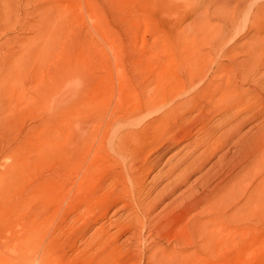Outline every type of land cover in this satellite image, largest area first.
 I'll use <instances>...</instances> for the list:
<instances>
[{
    "label": "rangeland",
    "instance_id": "1",
    "mask_svg": "<svg viewBox=\"0 0 264 264\" xmlns=\"http://www.w3.org/2000/svg\"><path fill=\"white\" fill-rule=\"evenodd\" d=\"M260 4H264V0H0V45H2L0 54L3 51L10 53L14 48V52L11 51L12 58H23L24 65L22 66L26 65L27 67L19 68L20 75L25 77L24 74L27 73L29 79L28 81L24 80L26 77H20L25 84L19 82L22 84L20 85L22 88L19 87L21 92H17L15 95L16 88L13 94L16 97L21 93L26 97L31 94L37 96L40 90L37 85H46V89L41 87L45 91V95L41 98L39 105L35 107V105L27 104L28 109L31 110L28 112L27 105L21 107V104L23 105L21 103L15 106L13 112H8V115L12 114L10 119L16 117L18 122L22 120L29 122L34 119L36 121L37 118V121L40 120L45 125L44 128L54 131L50 137L47 135L49 139L46 136L43 140V136L40 135L37 137V139L40 138L38 139L40 141L36 142V139L31 145L29 144L30 148L27 147V150L24 149L21 153L24 154L21 155L23 156L21 160H18L21 162L15 164L13 171L15 175H11L10 179L0 183V199L3 200H0V264H126L127 262L129 264H147L148 261L141 259L140 256L144 251H146L145 255L149 254L148 246L151 247L153 240L155 247L153 246L152 251L159 246L166 248L167 245V249L171 250L172 243L174 245L173 237L180 227L179 224L182 225L186 220L193 219L194 215L198 213L197 210L193 215H186L187 219L185 218L184 222L178 224V219L180 214H183L187 201L203 196L200 194L205 193L209 187L214 188L213 191L217 190L215 185L233 167L236 171L241 169L249 164L252 155H255L254 151H250V159L246 160L244 157L243 160H238L241 159V153L237 151V147H233L235 137L228 141L225 135L233 124L240 121L244 122L240 134H246V138L254 136L258 129L263 128L262 130H264V99L254 97L252 91L253 89L255 92L259 90L258 93L262 92L261 94L264 95V57L262 58L264 38L259 41L258 35H256L260 31V37H264L262 35L264 33V11L258 9V12L257 10V6ZM35 27H38L37 31ZM41 29H43L42 33ZM44 30L51 31L47 34ZM35 32L40 34L36 35ZM44 35H46L45 38ZM41 38H44V41ZM257 39L258 43L262 42V45L258 44L259 47L257 46L255 49L254 56L259 54L253 58L254 62L250 66L248 61L250 57L247 52L253 45L249 42ZM4 43H9L10 47L9 44L6 46ZM27 43H31V45L33 43L34 46ZM26 44L29 47L27 49L25 48ZM21 48H25V52L28 53L23 52L24 50L21 51ZM42 48H46V56L43 55L41 62L46 65H42L41 70L35 75L38 62L29 55V51L33 49L37 52L39 49L38 52H40ZM244 53H247V56ZM260 55L262 56L260 57ZM246 57L249 59L246 60ZM24 58L27 60L26 63ZM27 64H29V68ZM226 66H229V69ZM34 67L36 70L33 69ZM242 67L243 71L246 69L244 72L241 70ZM253 71L258 72L256 76L259 75L256 78L253 77L254 79L252 78ZM213 76H215V80ZM66 80L69 84L64 87L63 84ZM228 80L229 82H227ZM214 81H218L217 83L222 86L215 85ZM225 81L226 84H224ZM26 83H29V86L31 84L32 88H27ZM204 83L205 89L203 88ZM231 84L232 86H230ZM206 85H209L208 88ZM227 86L229 89L233 87L235 92H244L246 98L255 107L251 106L252 109L250 108L251 110L245 113L236 112V108H230L228 111L226 103L222 100L219 101L220 93L228 88ZM238 87L241 89L239 90ZM30 88L34 90L35 94ZM206 90L210 93L208 94ZM187 97L189 98L186 99ZM150 99H154L153 103L151 101L152 106L146 107L147 104H144ZM184 99L187 101L192 99V102L188 101L187 103ZM63 100L68 101L67 105H61ZM143 100L146 102L143 103ZM211 100L219 102L214 101L213 104ZM9 101L10 99H8V103ZM31 101L33 99L28 103ZM185 103H187V107H185ZM217 104L219 106H216ZM141 105L143 111L134 115L132 111L138 110V106ZM20 107L23 108L22 112L24 113H21ZM34 107L37 111L33 109ZM216 108H220V110L217 111ZM223 112H226V115ZM228 117L231 119L228 120ZM42 119L48 121L43 122ZM221 122L224 124L221 125ZM98 123L102 126L114 125L116 132L120 131L119 135L125 129H129L131 125H135V127L152 126L151 130H154L157 123L158 125L162 124L160 130L155 132L151 139H147L146 143L149 142V144L146 146L145 153L140 157L141 159L133 161L147 164L140 170L143 172L140 173L141 187H143L140 198L149 204L155 201V198L164 197L159 202L160 204L158 203L150 211L149 218L151 217L152 221L148 228L142 229L145 223L144 217H140L141 222L134 220L133 212H137V215L140 216L134 200L135 193L132 191L137 186L135 184L131 186L126 176V182L122 185L113 182L111 178L115 171L125 170L126 166L122 162L124 159L130 158L131 161L129 150L124 151L123 155L118 154V157L113 154L115 160H109L107 156L111 154L108 155V144H104L105 136L100 154L106 156L107 159L102 160V165L93 176L81 178L85 169L83 170L84 167H81L79 163L87 157L89 145H95L97 142L94 141L98 138L97 135L92 134V137L87 140V136H90L91 131L97 130L96 124ZM101 130H104V127H101L99 131L102 132ZM207 136H212L209 142H206ZM221 139H223V143H220ZM59 145L60 150L58 149ZM68 145L69 147H67ZM208 146L211 149L207 151L206 155L205 147ZM224 152L225 157L219 163L220 165L213 167L214 161L217 162ZM184 156L190 157L186 158L187 162H190L194 157H202L204 159L202 163L205 166H201L198 171L190 167L184 170L186 166L184 164L181 166L182 169L180 167V170L178 168L172 175H167L168 171L165 170L171 169L172 165L175 166V163L178 164L179 161L184 160ZM206 158L207 160H205ZM60 162L65 167L59 168ZM256 165L257 167L249 174H246L247 171H245L243 176L230 185L238 184L242 180L241 188L238 191L250 188L255 183L258 172L264 169V159L259 160V164ZM57 167L59 169H55ZM215 169L218 170V174ZM163 171L166 173L163 174ZM212 171L217 175L215 176ZM219 171H222V174ZM187 174H191L187 180L179 182L177 190L169 196H165L171 185L180 181V176L186 177ZM108 175L110 176L108 177ZM200 177L203 180L208 179L207 182H203ZM47 178L49 182L46 180ZM100 178L106 188L103 185L102 194L99 192L98 197L92 201L93 203L88 202V205L84 196L89 193L92 195L93 183L95 184L96 181L99 183ZM32 183L39 186L33 187ZM202 183L205 184L203 187ZM48 184L56 191L54 188H48ZM230 185L229 188L237 189L236 185ZM18 187L20 191H18ZM24 189L25 192L29 190L28 193L26 192L27 194L23 191ZM39 189L46 190L40 191ZM30 191H34L32 193L34 197L36 196L35 198H31ZM209 192L207 191L205 194H209ZM82 193L85 195H81L82 199H80L81 196L78 195ZM212 193L210 194L213 196ZM24 194L29 196L24 198ZM22 198L27 201L24 202L25 200ZM172 199H175L173 202L175 206H169V210L163 209L164 205L173 201ZM127 201L129 202L126 203ZM229 203L230 200L227 198L226 204ZM241 203L242 201L233 204L229 213L233 214ZM198 215L196 219L199 221L209 220L208 214ZM240 220L237 215L232 226L242 225L248 229L249 226L258 227L254 219L249 223ZM119 222L121 225H118ZM175 222L178 227L175 226ZM97 229H100L101 232L95 235V230L99 231ZM240 229L241 227H238L237 234L232 235V238L239 240L245 237L253 245H248L243 251L231 250L233 253L231 254L230 251L229 256L233 259L229 257L231 260L225 264H264V246L258 243L261 235L255 231H250L247 234L248 229L245 231ZM134 230L137 231L140 238L133 235ZM153 232L155 233L152 234ZM102 235L104 238L99 239V246L95 245L94 240ZM142 243L143 245H141ZM191 250L189 249V252ZM175 251L178 253L179 250L175 248ZM218 259L222 261L225 258L218 257L216 260Z\"/></svg>",
    "mask_w": 264,
    "mask_h": 264
},
{
    "label": "bare ground",
    "instance_id": "2",
    "mask_svg": "<svg viewBox=\"0 0 264 264\" xmlns=\"http://www.w3.org/2000/svg\"><path fill=\"white\" fill-rule=\"evenodd\" d=\"M234 2V1H233ZM248 5V4H247ZM15 6V5H14ZM248 7V6H247ZM10 8H11V5H10ZM258 9H260V10H262V12L264 11V4H260L259 6H257V10ZM258 12H259V10H258ZM256 14H257V11L255 12ZM5 17V16H4ZM2 18V17H1ZM231 22V21H230ZM250 22V21H249ZM254 25V24H253ZM44 28V27H43ZM46 28V27H45ZM44 28V29H45ZM37 29H38V27H35V30L37 31ZM53 29H54V27H53ZM263 29V28H262ZM41 31V33L43 32V29H41L40 30ZM45 31V30H44ZM49 31H51V30H48V31H45L46 33L48 32V33H50ZM38 32H39V30H38ZM38 32H35L36 33V35H38V34H40V33H38ZM47 33V34H48ZM46 34V35H47ZM260 31H258L257 32V34L256 35H258L257 36V38L259 39V41H261V40H263V38L264 37H260ZM46 35H44V38H45V36ZM53 35V34H52ZM262 35H264V33L262 34ZM35 38H36V36H35ZM44 38H41L43 41H44ZM32 39V38H31ZM253 39V38H252ZM258 39L257 40H254L253 42H249L251 45H253L252 47H251V49H249V51L247 52L248 54H249V57H250V59H252V60H250L249 59V57H248V59H247V57H246V60H248L249 61V63H250V66L252 65V62H254L253 60V58L254 57H256V56H254V54H255V49H257V46L259 47V45L258 44H261L262 45V42H259L258 43ZM39 40H40V36H39ZM46 40H47V38H46ZM32 41V40H31ZM30 41V42H31ZM38 41V40H37ZM236 41V40H235ZM257 41V42H256ZM16 43V42H15ZM6 46L9 44V43H4ZM28 45L30 44L31 45V43H27ZM26 44V45H27ZM28 45L25 47L26 49H27V47H28ZM32 45H33V43H32ZM31 45V46H32ZM42 45V44H41ZM45 45V44H44ZM236 45V44H235ZM260 45V46H261ZM0 46H2V45H0ZM30 46V48H32ZM34 46V45H33ZM46 47H47V45H45ZM52 46V45H51ZM54 46V45H53ZM9 47H10V44H9ZM13 47V46H12ZM24 47V46H23ZM42 47H43V45H42ZM263 47V46H262ZM3 48H4V46H3ZM25 48L24 49H20L21 51H23V52H25ZM29 48V47H28ZM34 48V47H33ZM41 48V47H40ZM55 48V47H54ZM261 48V47H260ZM264 48V47H263ZM0 49H2V47H0ZM14 49V48H13ZM13 49H11V51H13ZM46 49V48H45ZM45 49L44 48H42V51L40 50V52H38L39 51V49L37 50V52H35L33 49H31L30 51H29V55L31 56V57H33L34 59H36L37 60V64H38V66H37V70H36V66L33 68V69H35L36 70V73H35V75L36 74H38V72H39V70H41V68H42V65H44L45 63H42L41 62V58L42 57H44V56H46V51H45ZM48 49H49V47H48ZM47 49V50H48ZM7 50V49H6ZM246 51H247V49H245ZM264 49H262V51H263ZM11 51H10V53L9 52H7V51H3L1 54H0V183L1 182H3V181H6V180H8V179H10V177H11V175H13L14 174V170H15V164H19L20 162H18V160L20 159L21 160V158L23 157V156H21V155H24V154H21V153H23V150L24 149H26L27 150V147H29V144L31 145L32 143H33V141H35L36 139H37V137H39L40 135H42L43 137H42V139L44 140L45 138L44 137H46L47 135L50 137V135H52V134H54V131L53 130H50V129H46V128H44L43 126H45V125H43V123H41L40 122V120L39 121H37V118H36V121H35V119L34 120H31V121H25V120H22V121H16L17 119H16V117H14V118H12V119H10L11 118V116H12V114L11 115H8L9 113L8 112H13V110L15 109V106H18L19 104H21V103H23V105L21 104V107L22 106H26L27 104H32V105H35V107H36V105H39L40 103H41V98H43L44 97V95H45V91L44 90H42L43 88H45V84L43 85L42 84V86L41 85H37L38 86V88H40V90H39V92H38V95L36 96V95H33V94H31L32 96H34V97H32L31 95H28L27 97L26 96H24V94L23 93H21L20 94V96H18V97H16L15 95L17 94V92H21V91H19V89L20 88H22V86H20V85H22V84H20V83H24V81L22 82L21 81V79H20V77H22V78H25L24 80H28L29 81V79L27 78L28 76L26 75V74H24L25 75V77L24 76H21L20 75V70H19V68H25L26 67V65H25V67L24 66H22V65H24L23 63H24V61H22V59H18L17 57L16 58H12V54H11ZM49 51V50H48ZM261 51V50H260ZM259 51V52H260ZM14 52V51H13ZM27 52V51H26ZM25 52V53H26ZM251 52V53H250ZM256 52H258V51H256ZM15 53H17L16 51H15ZM22 53V52H21ZM28 53V52H27ZM236 53V52H235ZM240 53V52H239ZM246 53V54H247ZM254 53V54H253ZM53 54V53H52ZM245 54V53H244ZM245 54V55H246ZM44 55V56H43ZM244 55V56H245ZM263 55V54H262ZM262 55H260V57L262 56ZM29 56V57H30ZM233 56H235V55H233ZM238 56V55H237ZM247 56V55H246ZM30 57V58H31ZM264 57V55L262 56V58ZM20 58V57H19ZM258 59H259V57H257ZM26 58H24V60H25ZM256 59V58H255ZM30 60V59H29ZM39 60V61H38ZM242 60V59H241ZM245 60V61H246ZM26 61L27 60H25V63H26ZM31 61H33V60H31ZM29 62V61H28ZM33 63V62H32ZM248 62H247V64H249ZM30 64H31V62H30ZM35 64V63H34ZM36 64V65H37ZM223 64V63H222ZM221 64V65H222ZM28 65V68H29V64H27ZM46 65V64H45ZM254 65V64H253ZM32 66H33V64H32ZM243 66V65H242ZM193 67V66H192ZM227 67V66H226ZM229 67V66H228ZM227 67V68H228ZM245 67H247L248 68V66H245ZM244 67V68H245ZM27 68V67H26ZM44 68H45V66H44ZM224 68V67H223ZM222 68V69H223ZM229 69V68H228ZM243 69V67L241 68V70ZM256 69H258V68H256ZM19 70V71H18ZM246 69H244V71H245ZM248 70V69H247ZM250 70V69H249ZM29 71V70H28ZM27 71V72H28ZM32 71V70H31ZM243 71V70H242ZM241 71V72H242ZM243 71V72H244ZM259 71V70H258ZM221 72V71H220ZM254 72V71H253ZM192 74V73H191ZM258 74V72L257 71H255L254 72V74H253V76H252V78L253 77H258V76H256ZM23 75V74H22ZM32 76H34V75H32ZM188 76V75H187ZM193 76V75H192ZM191 76V77H192ZM215 76H213V78H214ZM217 77V76H216ZM222 77H223V75H222ZM30 78H31V76H30ZM213 78H212V83H213ZM229 78V77H228ZM33 79V78H32ZM189 79V78H188ZM254 79V78H253ZM189 80H191V79H189ZM214 80H215V78H214ZM218 80V79H217ZM257 80H259V79H257ZM27 81V82H28ZM31 81H33V80H31ZM193 81V80H192ZM218 81H220V80H218ZM217 81V82H218ZM20 82V83H19ZM34 82V81H33ZM191 82V81H190ZM217 82H215L214 81V84L216 85V84H218ZM227 82H229V80L227 81ZM206 83V82H205ZM205 83H204V85H203V88H204V86H205ZM219 83H221V82H219ZM19 84V85H18ZM25 84V83H24ZM23 84V85H24ZM27 84V83H26ZM69 83H68V81L66 80V82L63 84V85H65L64 87H66L67 85H68ZM209 84H210V82H209ZM224 84H226V81L224 82ZM228 84H230V83H228ZM235 84V83H234ZM218 85H220V84H218ZM25 86V85H24ZM207 86V85H206ZM209 86V85H208ZM208 86H207V88H208ZM220 86H222V85H220ZM230 86H232V84L230 85ZM20 87V88H19ZM26 87V86H25ZM24 87V88H25ZM28 87H31L32 88V86H31V84H30V86H29V83L27 84V88ZM41 87H42V89H41ZM200 87V86H199ZM202 87V86H201ZM211 87V86H210ZM225 87V86H224ZM228 87V86H227ZM235 87V86H234ZM17 88V90H16V93H15V95L13 94V92L15 91V89ZM30 88V89H31ZM49 88V87H48ZM215 88V87H214ZM219 88V87H218ZM223 88V87H222ZM46 89V88H45ZM205 89V88H204ZM211 89V88H210ZM236 89H237V87H236ZM238 89H239V87H238ZM241 89V88H240ZM239 89V90H240ZM32 90V89H31ZM37 90V89H36ZM200 90V89H199ZM202 91H203V89H201ZM212 90H213V87H212ZM223 90V89H222ZM257 90V89H256ZM25 91V90H24ZM24 91H22V92H24ZM27 91V90H26ZM216 91V90H215ZM220 91H221V89H220ZM243 91V90H242ZM253 91V95H254V97H259V98H263L264 99V95H262L261 93V90H260V92L261 93H258L259 92V90H258V92H255V89H253L252 90ZM251 91V92H252ZM31 92V91H30ZM32 92L34 93V90H32ZM200 92V91H199ZM206 92H207V90H206ZM217 92V91H216ZM222 92V91H221ZM240 92V91H239ZM238 91L237 92H235V89H233V87L231 88V89H229V87L228 88H226L222 93H220V100L219 101H223V102H225L226 103V105L228 106V108H227V110L228 109H230V108H236V112L238 111V112H241V113H245V112H248L249 110H251L252 109V107H253V104L252 103H250L249 102V99L248 98H246V95L244 94V92H242V93H239ZM18 93V94H19ZM171 93V92H170ZM202 93H204V92H202ZM208 94L210 93V92H207ZM214 93V92H213ZM218 93V92H217ZM35 94V93H34ZM205 94V93H204ZM212 94V93H211ZM213 95V94H212ZM219 95V94H218ZM206 96H207V94H206ZM200 97H201V95H200ZM213 97V96H212ZM211 97V98H212ZM218 97V96H217ZM251 97H253V96H251ZM167 98H169V97H167ZM189 97H187L186 99H188ZM192 98V97H191ZM250 98V97H249ZM8 99H10V101H11V103H10V101H9V103H8ZM33 99V101H31L30 103H28L29 102V100H32ZM143 99H144V97H143ZM186 99H184V100H186ZM193 99H194V97H193ZM200 99H202V98H200ZM206 100H207V98H205ZM212 99H214V97L212 98ZM254 99V98H253ZM256 99V98H255ZM153 100L154 99H150V100H148V102L147 103H145L144 102V100H143V103H145L144 105H146L147 104V106L146 107H150V106H152V103H153ZM172 100H174V99H172ZM192 100V99H191ZM191 100H188V101H190V102H192ZM252 100V99H251ZM256 100H258V99H256ZM151 101H152V103H151ZM179 101V100H178ZM188 101L186 100L185 102H187L188 103ZM214 101H216V100H214ZM214 101H212L211 100V102H213V104H214ZM219 101H216V102H219ZM254 101V100H253ZM67 100H63L62 102H61V105L62 106H65V105H67ZM181 102V101H180ZM196 102V101H195ZM195 102H193V103H195ZM199 102V101H198ZM24 103H26V104H24ZM57 102L55 101V104H56ZM177 103V102H176ZM175 103V104H176ZM183 103V102H182ZM181 103V104H182ZM187 103H185V107H187L186 106V104ZM197 103V102H196ZM254 103V102H253ZM203 104V103H202ZM205 104V103H204ZM212 104V103H211ZM212 104V105H213ZM180 105V104H179ZM200 105V104H199ZM178 106V105H177ZM216 106H219L218 104L216 105ZM252 106V107H251ZM20 107V108H21ZM30 107H32V106H30ZM33 108V109H36V108ZM49 107H50V105H49ZM55 107V106H54ZM139 108H138V110L136 111V110H133L132 111V113L135 115V114H137V113H141L142 111H143V109L141 108L142 107V105L141 106H138ZM145 107V108H146ZM180 107V106H179ZM182 107H183V104H182ZM200 107V106H199ZM201 107H203V106H201ZM220 107H222V106H220ZM225 107V106H224ZM255 107V106H254ZM253 107V108H254ZM27 110H28V112L29 111H31L30 109H28V105H27ZM69 108V107H68ZM184 108V107H183ZM183 108H181V109H183ZM215 108V107H214ZM251 108V109H250ZM22 109L23 108H21V113H24V112H22ZM32 109V108H31ZM65 109V108H64ZM64 109H63V111H64ZM161 109V108H160ZM188 109V108H187ZM196 109V108H195ZM194 109V110H195ZM199 109V108H198ZM207 109V108H206ZM206 109H204L206 112H207V110ZM225 109H226V107H225ZM18 110H20V109H18ZM56 110V109H55ZM62 110V109H61ZM60 110V111H61ZM67 110V109H66ZM186 110V109H185ZM216 110L218 111V110H220V108H216ZM224 110V109H223ZM36 111H37V109H36ZM155 111V110H154ZM180 111V110H179ZM184 111V110H183ZM198 111V110H197ZM211 111H212V108H211ZM210 111V112H211ZM229 111V110H228ZM227 111V112H228ZM235 111H233V112H235ZM59 112V111H58ZM62 112V111H61ZM68 112V111H67ZM168 112H170V111H168ZM185 112V111H184ZM199 112V111H198ZM214 112H216V111H214ZM34 113V112H33ZM55 114H56V112H54ZM64 113V112H63ZM131 113V114H132ZM148 113V112H147ZM154 113V112H153ZM200 113H201V110H200ZM205 113V112H204ZM220 113V112H219ZM224 113V112H223ZM231 113V112H230ZM14 114V113H13ZM29 114V113H28ZM31 114V113H30ZM48 114V113H47ZM51 114V113H50ZM132 114V115H133ZM211 114H212V112H211ZM25 115V114H24ZM27 115V114H26ZM52 115V114H51ZM57 115V114H56ZM206 115V114H205ZM224 115H226V112L224 113ZM223 115V116H224ZM231 115H233V113H231ZM238 115V114H237ZM237 115H235V116H237ZM29 116H31V115H29ZM49 116V115H48ZM263 116V115H262ZM21 117V116H20ZM53 117H54V115H53ZM65 117V116H64ZM163 117H166V116H163ZM231 117V116H230ZM31 118V117H30ZM47 118V117H46ZM49 118V117H48ZM52 118V117H51ZM66 118V117H65ZM204 118V117H203ZM229 118V117H228ZM233 118H234V116H233ZM67 119V118H66ZM165 119V118H164ZM206 119V118H205ZM204 119V120H205ZM226 119V118H225ZM231 118H229L228 120H230ZM43 120V119H42ZM47 119H45V120H43V122L44 121H46ZM223 120H224V118H223ZM222 120V121H223ZM48 121V120H47ZM52 121V120H51ZM55 121V120H54ZM54 121H52V122H54ZM64 121V120H63ZM166 121V120H165ZM226 121V120H225ZM245 121V120H244ZM56 122V121H55ZM62 122V121H61ZM153 122H154V120H153ZM160 122H162V121H160ZM227 122V121H226ZM225 122V123H226ZM159 123V122H158ZM158 123H157V127L154 129V127H153V129L154 130H151L152 129V126H136L135 127V125L134 126H130L129 127V129H125L124 131H122V133L119 135V133H120V131H118V132H116V129H114V125H110V124H107L106 126H102L101 124H96L97 125V130L96 131H91V133H90V136H87L88 138H87V140L90 138V137H92V134H95V135H97V139L94 141V142H97L95 145H89V152H88V154H87V157L84 159V161H82L81 159V163H79L80 164V166L82 167H84L83 168V170H84V173H82V177L81 178H89V177H91V176H93V174L96 172V170L102 165V160H105V159H107V157L109 158V160H112V161H114L115 160V157H114V155L113 154H116L115 156L116 157H118V154L119 155H123V152L124 151H130V153H131V161H130V158L129 159H124L122 162H123V164H125V166H126V168H125V170L124 171H118V172H116L115 171V173H113L112 171H111V173H113L114 175L111 177L112 178V181L113 182H118V183H120L121 185L124 183L125 184V176L127 177V179H128V181L130 182V185L132 186L133 184H135L137 187L136 188H133V192L135 193L134 195H135V198H134V200H135V202H136V206H137V208H138V211H139V214H140V216H138L137 215V212L135 213V212H133L134 213V220L136 221V222H141L140 221V217H144L145 218V223H144V225L142 226V229H144L145 227H147L148 228V225L150 224V222L152 221V219H150L149 218V213H150V211L151 210H153L157 205H158V203L162 200V198L164 199V197H162V198H159V199H157V198H155L156 200L155 201H152L151 203H149V204H147V203H145L144 201H143V199H141L140 198V193L143 191L142 189H143V187H141V172L142 171H140L141 170V167L142 168H144V167H146V163L144 164V162H142V164H140L139 162L137 163V162H133V161H137V159H141L140 157L142 156V154L143 153H145L144 151L146 150V146L149 144V142L148 143H146V141H147V139H151L152 137H153V135L155 134V132H157L158 130H160V127H161V125L162 124H160V125H158ZM222 123V122H221ZM64 124H66V123H64ZM130 124V123H129ZM224 124V122L221 124V125H223ZM48 125H50V124H48ZM127 125V124H126ZM138 125V124H137ZM145 125H147V124H145ZM243 125H244V122L243 121H240V122H237V123H235V125L233 124V126L230 128V129H228V132L226 133V137L225 138H227L226 140H228L229 141V139H231V138H233L234 139V137H235V141H234V143H233V147H237V151H239L240 153H241V159H238V160H243L244 159V157H245V159L246 160H248L247 158H249L250 157V151L252 152V151H254L255 152V155L253 154L252 155V157H251V161H249V164H247V165H245V166H243V167H241V169H239V170H235V167H233L232 169H231V171H229V173H227V175L225 176V177H223L222 178V176H221V181L219 182L218 181V179H217V181L219 182V183H217V185H215V184H213V185H215V189H217V190H215V191H213L214 190V188H211V187H209L208 189H206L205 191V193H207V191L209 192V190H211L210 192H209V194L210 193H212L213 194V196L210 194V196H209V194H205V193H202V194H200V196L201 195H203V196H201V197H194V198H192V200L191 201H187V205H186V207H185V209H184V212H183V214L181 215L180 214V218L178 219V224L179 223H182V222H184L187 218L186 217H188L190 214H194V213H196L195 211H197L198 210V213L197 214H195L194 215V218L193 219H191V220H186L185 221V223H183L182 225L181 224H179L180 225V227L177 229L176 227H178L177 225V223L175 224V228L177 229L176 230V233H175V231H174V233H175V235H174V237H173V241H174V245H173V243H172V248H171V250H168L167 249V247H168V245H167V247L166 248H161L160 246H159V248H155L156 250H153L152 251V248H154L155 247V243H153L154 242V240L152 241V245L151 244H149V245H151V247H149L148 246V253L149 254H147V255H145V253L144 252H146V251H144L142 254H141V256H140V258L141 259H146L148 262H147V264H225L228 260H231L229 257H231V256H229V252L231 251V250H239V251H243L248 245L249 246H252L253 245V243H251L247 238H241V239H239V240H237V238H235V239H233L232 238V235H234V234H237V232H238V227H241V231H245V230H247L248 229V227H242V225H240V226H236V227H233L232 226V223L234 222V218L238 215L239 216V218L241 219L240 221H245V222H247V223H249L250 222V220H256V224H257V228H252L251 226H249V229H248V232H247V234L250 232V231H255L256 233H258V234H260L261 235V237H260V239H259V244L261 245V246H264V169H262V170H260L259 172H258V174L256 175V178H255V183L254 184H252L251 185V187L250 188H245V189H242V190H240V191H238L240 188H241V182H242V180H240V182L237 180V182H239L237 185L236 184H232V185H230L233 181L235 182V180L236 179H238V178H240L241 176H243L244 174H245V171H247L246 172V174H249V172H251V170H253L255 167H257V165L256 164H259V160H263L264 159V130H262V129H258L257 131H256V133L254 134V136H252V137H250V138H246V134H240L241 133V128H243ZM46 126H47V124H46ZM64 126V125H63ZM129 126V125H128ZM219 126V125H218ZM56 127V126H55ZM101 127H104V130H101L102 132H100L99 130H100V128ZM220 127V126H219ZM223 127V126H222ZM57 128V127H56ZM63 128V127H62ZM64 128H65V126H64ZM124 128V127H123ZM128 128V127H127ZM162 128H164L163 126H162ZM52 129H54V128H52ZM132 129V130H131ZM119 130V129H118ZM71 131V130H70ZM69 131V132H70ZM100 132V133H99ZM201 132V131H200ZM61 133V132H60ZM118 133V134H117ZM159 133H161V132H159ZM159 133L157 134V136L159 137ZM244 133V132H243ZM58 134H59V132H58ZM162 134V133H161ZM224 134V133H223ZM60 135V134H59ZM67 135V134H66ZM71 135H73V134H71ZM208 135V134H207ZM210 135V134H209ZM249 135V134H248ZM247 135V136H248ZM47 136V137H48ZM68 136H69V134H68ZM68 136H66V137H68ZM106 136V140H105V142H104V144H108V149H109V153H108V155L109 154H111V155H109V156H101V154L100 153H102L101 151H102V148H103V146H102V143H103V140H104V137ZM203 136V135H202ZM222 136H224V135H222ZM49 137H48V139H49ZM65 137V138H66ZM70 137V136H69ZM157 137V138H158ZM212 137V136H211ZM210 136H207V140H206V142L208 141H210V138H211ZM220 137V136H219ZM81 138V137H80ZM79 138V139H80ZM38 139H40V138H38ZM36 140V142H38V141H40V140ZM79 139H77L78 141H79ZM159 139V138H158ZM204 139H206L205 137H204ZM65 140V139H64ZM68 140V139H67ZM66 140V141H67ZM71 140V139H70ZM155 140H157V139H155ZM159 140H161V139H159ZM218 140V139H217ZM222 140V142H220V143H223V139H221ZM232 140V139H231ZM77 141V142H78ZM202 141V140H201ZM155 142V141H154ZM172 142H174V141H172ZM72 143V142H71ZM202 143H203V141H202ZM212 143V142H211ZM219 143V144H220ZM230 143V142H229ZM63 144V143H62ZM160 144V143H159ZM200 144V143H199ZM217 144V143H216ZM64 145V144H63ZM62 145V146H63ZM67 145V144H66ZM75 145V144H74ZM208 145H209V143H208ZM221 145V144H220ZM225 145V144H224ZM160 146V145H159ZM194 146V145H193ZM197 146H198V144H197ZM199 146H201V144L199 145ZM207 146V145H206ZM34 147V146H33ZM51 147V146H50ZM65 147V146H64ZM67 147H69V145L67 146ZM66 147V148H67ZM71 147V146H70ZM132 147H134V148H132ZM171 147V146H170ZM196 147V146H195ZM222 147V146H221ZM226 147V146H225ZM30 148V147H29ZM51 148H53V147H51ZM51 148H49V149H51ZM132 148V149H131ZM163 148V147H162ZM167 148V147H166ZM206 148V155H207V151L209 150V149H211L210 148V146H208V147H205ZM43 150H44V148H42ZM56 149V148H55ZM59 150H60V145H59V148H58ZM65 149V148H64ZM88 149V148H87ZM164 149V148H163ZM195 149V148H194ZM58 150V152H60ZM74 150V149H73ZM79 150V149H78ZM162 150V149H161ZM161 150H160V152H161ZM51 151H52V149H51ZM57 151V150H56ZM64 152H66L65 150H63ZM75 151V150H74ZM77 151V150H76ZM159 151V150H158ZM218 151V150H217ZM237 151H236V153H237ZM45 152V151H44ZM87 152V151H86ZM165 152V151H164ZM51 153V152H50ZM52 153H53V151H52ZM152 153V152H151ZM192 153V152H191ZM203 153V152H202ZM54 154V153H53ZM58 154H60V153H58ZM85 154V153H84ZM150 154V153H149ZM212 154V153H211ZM210 154V155H211ZM252 154V153H251ZM43 155V154H42ZM73 155V154H72ZM188 155L190 156V153H188ZM213 155V154H212ZM211 155V156H212ZM44 156V155H43ZM188 156V157H189ZM203 156L205 157V155L203 154ZM64 157V156H63ZM150 157V156H149ZM188 157H185L184 156V160H182V161H179V163L178 164H176L175 163V166L174 165H172L171 167V169H166L165 171H168L167 173L166 172H162L163 174L164 173H166L167 175H172L173 173H174V171L175 170H177L178 168H179V170H180V167L182 166V165H184V164H186V166L184 167V170L185 169H187L188 167H190V168H193V170H199V168H201V166H203V164L204 163H202V162H204V159H202V157H194V159L192 158V160L190 161V162H187L186 160H188V159H186V158H188ZM191 157V156H190ZM189 157V158H190ZM203 157V158H204ZM224 157H225V152H224V154L222 155V156H220V158L218 159V161L216 162V161H214L215 162V164H213L212 166L214 167V166H216L217 165V167H218V165H220L219 163L220 162H222V160L224 159ZM239 157V156H238ZM44 158V157H43ZM58 158V157H57ZM70 158V157H69ZM68 158V159H69ZM84 158V157H83ZM157 158V157H156ZM156 158H155V160H156ZM209 158V157H208ZM71 159H73V158H71ZM70 159V160H71ZM117 159V158H116ZM250 159V158H249ZM53 160V159H52ZM63 160H64V158H63ZM69 160V163L71 162ZM77 160V159H76ZM203 160V161H202ZM205 160H207V158L205 159ZM46 161V160H45ZM66 161V160H65ZM78 161V160H77ZM73 162V161H72ZM80 162V161H79ZM155 162V161H154ZM206 162V161H205ZM213 162V163H214ZM239 162V161H238ZM32 163V162H31ZM65 163V162H64ZM156 163V162H155ZM60 164H61V162H60ZM113 164V163H112ZM116 164V163H115ZM141 166H140V165ZM206 164V163H205ZM47 165V164H46ZM59 165V164H58ZM65 165H66V163H65ZM70 165V164H69ZM72 165V164H71ZM152 165V164H151ZM153 165H155V164H153ZM39 166V165H38ZM62 166H64V165H60L59 166V168H61ZM79 166V167H80ZM111 166V165H110ZM205 166V165H204ZM203 166V167H204ZM251 166V167H250ZM29 167H30V165H29ZM65 167V166H64ZM63 167V170L65 169ZM212 167V168H213ZM216 167V168H217ZM248 167H250V168H248ZM58 167L57 168H55V169H59ZM115 168V167H114ZM220 168V167H219ZM67 169V168H66ZM116 169V168H115ZM133 169V170H132ZM181 169H182V167H181ZM143 170H145V169H143ZM210 170V169H209ZM212 170V169H211ZM221 170H223L222 168H221ZM249 170V171H248ZM60 172H61V170H59ZM162 171V170H161ZM181 171H183V170H181ZM189 171V170H188ZM218 171V170H217ZM217 171H216V169H215V172L217 173ZM55 172H58L57 170H55ZM83 172V171H82ZM187 172V171H186ZM209 172V171H208ZM213 172V171H212ZM215 172H213L214 174H215V176L218 174H216ZM222 171H219V173H221ZM59 173V172H58ZM143 173V172H142ZM182 173H184V172H182ZM190 173V172H189ZM225 173V172H224ZM36 174V173H35ZM56 174V173H55ZM61 174H62V172H61ZM109 174V173H108ZM138 174V175H137ZM165 174V175H166ZM177 174V173H176ZM191 174H192V172H191ZM191 174H187L186 175V177H181L180 176V181H177V182H175L173 185H171V187L169 188V190L167 191V193L165 194V196L167 195V196H169V194H172L174 191H176L177 190V188L179 187V182H184V181H186L187 180V178L189 177V175H191ZM222 174V173H221ZM15 175V174H14ZM162 175V174H161ZM179 175V174H178ZM183 175V174H182ZM204 175V174H203ZM208 175H210V174H208ZM110 175H108V177H109ZM39 177V176H38ZM80 177V176H79ZM95 177V176H94ZM103 177V176H102ZM106 177H107V175H106ZM161 177H163V176H161ZM168 177V176H167ZM166 177V178H167ZM178 177V176H177ZM203 177V176H202ZM208 177V176H207ZM210 177V176H209ZM208 177V178H209ZM49 178V177H48ZM48 178L46 179L48 182H49V180H48ZM104 178V177H103ZM158 178V177H157ZM210 178H212V177H210ZM37 179V178H36ZM52 179V178H51ZM55 179V178H54ZM58 179V178H57ZM63 179V178H62ZM61 179V180H62ZM105 179V178H104ZM146 179V178H145ZM172 179V178H171ZM200 179L201 180H203V178H201L200 177ZM199 179V180H200ZM45 180V181H46ZM70 180V179H69ZM79 180V179H78ZM102 179L100 178V181H99V183L96 181L95 182V184L93 183V185H94V189H93V192H92V195H90V193H89V195H85V193H84V195H83V193L82 194H80V195H78V196H81V195H83L84 196V198H85V201H87V204H88V202L90 203V202H92V201H94V198H97L98 197V193L100 192V194H102V189H104L103 188V185H104V182H103V180L101 181ZM106 180H107V178H106ZM144 180V179H143ZM169 180V179H168ZM175 180V179H174ZM207 180L208 179H204L203 180V182H207ZM220 180V179H219ZM44 181V180H43ZM47 181L45 182L46 184H47ZM51 181H53V180H51ZM82 181H83V179H82ZM111 181V180H110ZM170 181H172V180H170ZM169 181V182H170ZM216 181V182H217ZM41 182V181H40ZM39 182V183H40ZM57 182V181H56ZM93 182V181H92ZM101 182V183H100ZM205 182V183H206ZM209 182H210V180H209ZM208 182V183H209ZM38 183V182H37ZM38 183V184H39ZM44 183V182H43ZM44 183V184H45ZM52 183V182H51ZM58 183V182H57ZM83 183H85V182H83ZM187 183V182H186ZM212 183V182H211ZM23 184V183H22ZM32 184H34V183H32ZM41 184V183H40ZM45 184V185H46ZM53 184V183H52ZM52 184H51V186H52ZM91 184V183H90ZM114 184V183H113ZM170 184V183H169ZM35 185H37V184H34L33 185V187L35 186ZM42 185V184H41ZM57 185V184H56ZM63 185V184H62ZM83 185V184H82ZM108 185H109V183H108ZM111 185H112V183H111ZM203 185H205V184H201V186L203 187ZM229 185L230 186H234V185H236L237 186V189H233V188H229ZM37 186H39V185H37ZM44 186V185H43ZM42 186V187H43ZM47 186V185H46ZM48 186H49V184H48ZM81 186V185H80ZM84 186V185H83ZM208 186V185H207ZM41 187V186H40ZM39 187V188H40ZM59 187V186H58ZM77 187V186H76ZM82 187V186H81ZM104 187H105V185H104ZM122 187H124V186H122ZM193 187V186H192ZM202 187H200V188H202ZM29 188V187H28ZM38 188V187H37ZM44 188V187H43ZM47 188V187H46ZM48 188H54V187H48ZM61 188V187H60ZM93 188V187H92ZM106 188V187H105ZM189 188V187H188ZM191 188V187H190ZM205 188V187H204ZM33 189H35V188H33ZM55 189V188H54ZM64 189V188H63ZM79 189H81V188H79ZM78 189V190H79ZM87 189V188H86ZM27 190V189H26ZM36 190V189H35ZM40 191L42 190V189H39ZM43 190H46V189H43ZM42 190V191H43ZM61 190V189H60ZM82 190V189H81ZM84 191H85V189H83ZM92 190V189H91ZM142 190V191H141ZM196 190V189H195ZM194 190V191H195ZM17 191V190H16ZM18 191H20V188L18 187ZM17 191V192H18ZM24 192H25V189L23 190ZM29 191V190H28ZM28 191H26L27 193H28ZM39 191V192H40ZM49 191H51V190H49ZM55 191H56V189H55ZM90 191V190H89ZM104 191V190H103ZM204 191V190H203ZM25 192V193H26ZM33 193H34V191H32ZM31 191L29 192L30 193V196H31V198L33 199V198H35L34 196H33V193H32ZM125 192H126V190H125ZM192 192V191H191ZM26 193V194H27ZM36 193V192H35ZM44 194H45V192H43ZM145 193V192H144ZM56 194V193H55ZM62 194V193H61ZM78 194V193H77ZM143 194V193H142ZM193 194V193H192ZM76 195V194H75ZM27 196H29V195H25L24 194V198H26ZM33 196V197H32ZM164 196V195H163ZM16 197V196H15ZM19 197H20V195H19ZM18 197V198H19ZM22 197H23V194H22ZM101 197V196H100ZM1 198V197H0ZM24 198H22V199H24ZM30 198V197H29ZM64 198V197H63ZM145 198V197H144ZM177 198V197H176ZM229 199L230 200V203L227 205L226 204V199ZM80 199H82V196H81V198ZM0 200H2V199H0ZM17 200V199H16ZM19 200V199H18ZM25 200V201H24ZM24 200H22V201H24V202H26L27 201V199H24ZM31 200V199H30ZM98 200V199H97ZM173 201L172 202H170V203H167L166 205H164V208L163 209H165V208H167L168 209V207L169 206H171V205H173V202H175V199H172ZM3 201V200H2ZM1 201V202H2ZM240 201H242V203L239 205V207L235 210V212L233 213V214H230L229 213V211H230V208L233 206V204H236V203H238V202H240ZM23 202V203H24ZM80 202H82L83 203V201H80ZM121 202V201H120ZM129 201H127L126 203H128ZM150 202V201H149ZM156 202V203H155ZM177 202V201H176ZM29 203V202H28ZM37 203V202H36ZM93 203V202H92ZM86 204V203H85ZM86 204V205H87ZM124 204V203H123ZM160 204V203H159ZM85 205V206H86ZM89 205V204H88ZM87 205V206H88ZM125 205H128V204H125ZM129 205H131V204H129ZM128 205V206H129ZM23 206V205H22ZM124 206V205H123ZM175 205H173V207H174ZM125 207V206H124ZM133 207V206H132ZM131 207V208H132ZM173 207H170L171 209L173 208ZM177 207V206H176ZM130 208V207H129ZM46 209V208H45ZM133 209V208H132ZM166 209V210H167ZM170 209V210H171ZM26 210V209H25ZM88 210V209H87ZM169 210V209H168ZM167 210V211H168ZM136 211V210H135ZM44 212V211H43ZM82 212V211H81ZM169 212V211H168ZM192 212V213H191ZM202 213H205V214H208V217H209V220H207V221H205V222H202V221H199V220H197L196 219V217H197V215L199 214V215H201ZM37 214V213H36ZM97 214V213H96ZM186 215H188V216H186ZM198 215V216H199ZM80 216H81V214H80ZM129 216H131L130 215V213H129ZM186 216V217H185ZM203 216H205L206 217V215H203ZM155 217V216H154ZM131 218V217H130ZM186 218V219H185ZM129 219V218H128ZM132 219V218H131ZM131 219H129L130 221H131ZM154 219V218H153ZM133 220V219H132ZM38 221V220H37ZM120 221V220H119ZM128 223V222H127ZM130 223V222H129ZM133 224H134V222H132ZM156 223V222H155ZM155 223H153V225H155ZM121 225V223L119 222L118 223V225ZM132 224V225H133ZM136 224H139V223H136ZM89 225V224H88ZM123 225V224H122ZM129 225V224H128ZM135 225V224H134ZM157 225V224H156ZM90 226V225H89ZM136 226H139V225H136ZM136 226H134V227H136ZM149 226H151V225H149ZM132 227V226H131ZM130 227V228H131ZM154 227V226H153ZM172 227H173V225H172ZM171 227V228H172ZM121 228V227H120ZM123 228V227H122ZM140 228V227H139ZM141 229V230H142ZM151 229V228H150ZM160 229V228H159ZM173 229V228H172ZM97 230H99V231H96L95 230V235L96 234H100V232H101V230L100 229H97ZM161 230V229H160ZM174 230V229H173ZM123 231V230H122ZM137 231H138V229H137ZM137 231L136 230H134V233H133V235L134 236H136V237H138V238H140L139 236H138V234H137ZM156 231V230H155ZM94 232V231H93ZM141 232H143V231H141ZM160 232V231H159ZM104 233V232H103ZM150 233V232H149ZM155 232H153L152 234H154ZM107 234V233H106ZM140 234V233H139ZM151 234V235H152ZM171 234H172V232H171ZM93 235V234H92ZM168 235V234H167ZM109 236V235H108ZM132 236V235H131ZM142 236V235H141ZM133 237V236H132ZM143 237V236H142ZM156 237H157V235H156ZM103 239L104 237H103V235L102 236H98L97 237V240H94L95 242H93V243H95V245H98L99 246V239ZM95 239V238H94ZM106 239V238H105ZM104 239V240H105ZM103 241V240H102ZM101 241V242H102ZM135 241V240H134ZM138 241V240H137ZM139 242V241H138ZM151 242V241H150ZM133 243V242H132ZM134 243H136V242H134ZM90 244H92L91 242H90ZM90 244H88V245H90ZM87 245V246H88ZM102 245V244H101ZM137 245V244H136ZM139 245V244H138ZM141 245H143V243L141 244ZM158 245V244H157ZM131 246H133V245H131ZM154 246V247H153ZM147 247V246H146ZM97 248H99V247H97ZM133 248H136V247H134L133 246ZM139 249H140V247H138ZM143 248V247H142ZM141 248V249H142ZM175 248H177L179 251H178V253L175 251ZM94 249H95V247H94ZM130 249V248H129ZM189 249H192L191 250V252H189ZM40 250V249H39ZM145 250V249H144ZM58 251V250H57ZM133 251V250H132ZM136 251V250H135ZM152 251V252H151ZM134 253V252H133ZM233 252L231 251V254H232ZM46 255V254H45ZM138 255V254H137ZM138 257H139V255H138ZM218 257H220V258H222V257H224L225 259L224 260H222V261H220L219 259V261L218 260H216ZM60 258V257H59ZM136 258V257H135ZM232 258V257H231ZM233 259V258H232ZM128 260H130V259H128ZM127 260V261H128ZM55 261V260H54ZM57 262V261H56ZM128 263V262H127ZM126 263V264H127ZM141 263H142V261H141ZM145 263V262H144ZM228 263H229V261H228ZM230 263H232L231 261H230ZM49 264V263H48ZM129 264V263H128ZM139 264V263H138Z\"/></svg>",
    "mask_w": 264,
    "mask_h": 264
}]
</instances>
